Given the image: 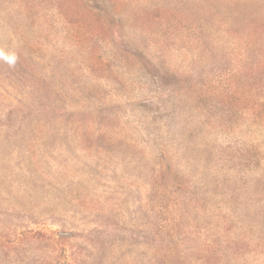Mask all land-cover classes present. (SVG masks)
<instances>
[{
	"label": "rangeland",
	"instance_id": "374dc122",
	"mask_svg": "<svg viewBox=\"0 0 264 264\" xmlns=\"http://www.w3.org/2000/svg\"><path fill=\"white\" fill-rule=\"evenodd\" d=\"M0 264H264V0H0Z\"/></svg>",
	"mask_w": 264,
	"mask_h": 264
}]
</instances>
